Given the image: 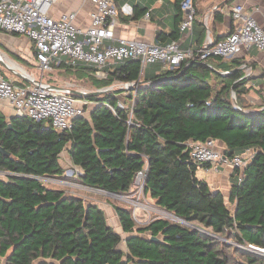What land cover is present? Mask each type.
Returning a JSON list of instances; mask_svg holds the SVG:
<instances>
[{
    "label": "trees",
    "instance_id": "obj_1",
    "mask_svg": "<svg viewBox=\"0 0 264 264\" xmlns=\"http://www.w3.org/2000/svg\"><path fill=\"white\" fill-rule=\"evenodd\" d=\"M181 1L174 30L159 32L156 43L181 37ZM205 33L206 27L198 31V43ZM242 65L237 57H211L162 66L157 75H147L146 67L140 76L139 61L119 62L93 84L105 91L76 94L96 105L64 131L0 110V147L8 153L0 151V264H264L263 254L229 243L264 249V105L247 108ZM53 66L77 78L93 72L85 64ZM123 92L129 94L122 106ZM210 138L224 143L226 157L254 154L229 198L198 176L209 163L190 156L188 142ZM66 147L82 171L79 183L107 192L128 191L147 166L146 194L188 224L156 218L141 225L130 206L113 203L124 237L99 205L39 179L65 178L60 159Z\"/></svg>",
    "mask_w": 264,
    "mask_h": 264
},
{
    "label": "built area",
    "instance_id": "obj_2",
    "mask_svg": "<svg viewBox=\"0 0 264 264\" xmlns=\"http://www.w3.org/2000/svg\"><path fill=\"white\" fill-rule=\"evenodd\" d=\"M93 9L89 24L80 26L76 23L77 12H64L59 17L51 13L57 0H0V31L25 36L33 42L34 55L40 75L27 73L29 80L17 75L0 78V100L6 101L14 115L28 117L35 121H47L56 130L64 131L72 127L76 117L87 115L96 105L85 97L69 93L65 86L53 88L45 78V73L54 70V63H65L72 67L85 64L93 68L96 77L105 78L108 67L127 60H136L141 64L140 76L149 64H161L164 68L181 65L184 61L206 62L211 57L231 58L241 50L249 52L257 47L264 52V26L253 14L246 11L243 4L232 7L234 27L225 38L214 40L211 37L199 49L186 46L185 41L193 37V28L199 17V10L194 0H182L184 17L180 22L181 37L167 44L139 39L116 37L119 11L114 0H90ZM176 2V0H173ZM226 73V72H224ZM128 88V83H122ZM264 87V83L261 85ZM127 96L128 92H123ZM235 94L233 93V96ZM136 93L134 94V100ZM123 102L119 100V105ZM110 108H113L108 104ZM192 160L209 163V168L217 170L219 166H230L235 171L237 182L244 177V170L253 158V151L248 150L232 158L224 157L218 141L188 142ZM72 171L76 176L80 169ZM147 166L139 170L124 193L113 195L122 203L132 208L134 219L144 223L139 210L151 214L161 210V218L174 222L187 223L174 213L156 204V199L146 194ZM5 176V173L0 171ZM42 177H39V179ZM84 187H88L83 185ZM91 188V187H88ZM102 191L104 190L95 189ZM145 199V202H144ZM188 224V223H187ZM255 250L254 245H248Z\"/></svg>",
    "mask_w": 264,
    "mask_h": 264
},
{
    "label": "crops",
    "instance_id": "obj_3",
    "mask_svg": "<svg viewBox=\"0 0 264 264\" xmlns=\"http://www.w3.org/2000/svg\"><path fill=\"white\" fill-rule=\"evenodd\" d=\"M114 1L119 11V18L116 27L117 40L115 42H118L119 38L139 39L145 41L158 42L156 38L159 32H165L169 34L175 28V15L178 14V11L175 7V2L173 0ZM194 1L199 10V17L196 19L195 22L197 33L194 36L195 39L192 37L194 40L189 38L185 41L186 46H193V48L199 49L200 45L202 46L210 37L212 39H220L228 36L232 32L234 27L232 7L236 4H243L246 8V11L250 14H253L259 21V23L264 26V0ZM93 7L94 6L90 0H57V2L52 7L51 13L54 16L59 17L64 12L75 11L77 12L76 23L80 26H86L89 24V16ZM203 27H206V33L204 38L200 41V43H198V39L200 37L198 31L201 30V28ZM2 33L10 35V37L12 38H16V40L20 43L19 48L22 55L21 57L24 59V61L26 60L31 64H36L37 67L34 55L33 42L30 39L21 35H15L6 32ZM234 57L240 58L241 61H243L242 67L252 68L253 66H248L249 64H247L250 63L253 64L258 71H261V73H263L261 77L257 78L259 79V82L251 81L252 84L255 86L258 83V87L256 86V88H261V85L264 83V52L259 50L257 47H253L248 53L244 50H241ZM4 68L5 67L0 63V78L13 76V73L7 68L6 69L9 72L8 74L3 71ZM17 70H22L21 72L25 74L33 73L23 67L22 69L17 68ZM153 71L154 67H151V75ZM262 89L264 90V87H262ZM249 96L252 101L255 102L260 103L262 100L261 98L256 99V97L252 95ZM0 110L8 118L14 115L13 109L4 100H0ZM218 146L223 149L219 142ZM67 155L68 159H65L69 164L73 166L72 159L68 150ZM62 157L63 154L61 155V159ZM61 159L60 162L62 164ZM62 166L64 167L63 164ZM198 176L202 179L207 180L213 189L221 190L227 198H229L231 188L234 182L236 181L235 171L230 166H219L217 170L209 167H201L198 170ZM100 207L105 211L106 217L108 218V222L110 219L111 222H113V224H109L117 232L123 234L124 232L114 206L111 204L104 203L103 207Z\"/></svg>",
    "mask_w": 264,
    "mask_h": 264
},
{
    "label": "rangeland",
    "instance_id": "obj_4",
    "mask_svg": "<svg viewBox=\"0 0 264 264\" xmlns=\"http://www.w3.org/2000/svg\"><path fill=\"white\" fill-rule=\"evenodd\" d=\"M0 43H1V45H0V57H2L6 62H8V64L11 67L14 68V66H12V64L9 61H11L15 64H18V65L22 66L23 68H26L27 70H29L30 72H33L36 75H40V70L38 69V67H36V64H31L30 62H28L26 60L24 61V59L21 57L22 55H21L20 48H19L20 43L16 40V38H12V37H10V35L0 32ZM33 57H34V55H33ZM30 59H32V58H30ZM247 64H249L248 66H253L252 68L243 67L244 71L246 73V76L249 79L248 83H247L249 91L247 92V94L245 96V98H247L246 99V103L248 104L247 108L248 109L249 108H257L258 106L264 105V93H262V92H264V90L262 89V87L256 88L258 83L255 86L252 84L251 81L259 82V79H257V78L261 77L263 75V73H261V71H258L253 64H250V63H247ZM151 67H154V71L152 73L153 75H157V73L162 70V66H160L159 64H149L147 66V69H146L147 75H151L150 74V68ZM16 70H17V68H16ZM3 71H5L7 74L9 73L6 68H4ZM45 78L48 79L49 81H51L55 84L61 85V86L75 88V89H78V90L83 91V92H94L97 89L95 88V85H93V84H95L96 81H98L99 77H96L94 75V73L90 72V71L86 72L85 79H84V78H77L74 76V74L66 73V71H64V70L63 71L62 70H52L48 73H45ZM115 86L120 87V86H122V83H116ZM249 95L256 97V99L261 98L262 100L260 103L252 101V99L250 98ZM118 97H119V100H121V102H123L122 104L125 105L124 93L119 94ZM67 150H68V148L66 147L63 150V152L61 153V155L63 154L61 161H62V164L64 165V168H65V173H64L65 178H50V177L40 178V180H42L45 183V185H47L48 187H51V188L64 189V190H66L67 193H70V194H73L76 196H81L86 200V202H92V203H95V204L102 206V207H103L104 203L111 204V205H113V203H117V204L122 203L121 201H119L116 197H114L111 194H108V193H105L102 191L93 190L92 188L84 187L82 184H80L76 178L77 176L75 175V173L71 174L72 171L76 172L77 168L73 167L71 164H69L67 162V160H66V159H68ZM0 177H4L3 174H0ZM144 202H145V199H144ZM231 206H232V209L235 208V206L233 204ZM160 211L161 210H157V211L153 212L151 214V216H148V214H145V212L143 210H139V216H140L141 220L144 222V223H141V225H145L146 223H149L150 221H152L156 218H161L162 213ZM144 215H145V218H144ZM109 223L113 224V222H111V219L109 220ZM123 236L126 237L127 234L123 233ZM229 243L234 244L239 249L249 250V246L239 245L238 243L234 242L233 240L229 241ZM121 247L123 249H126L125 242H123L121 244ZM263 251H264V249H263ZM237 257L239 259L241 258L239 255H237Z\"/></svg>",
    "mask_w": 264,
    "mask_h": 264
},
{
    "label": "water",
    "instance_id": "obj_5",
    "mask_svg": "<svg viewBox=\"0 0 264 264\" xmlns=\"http://www.w3.org/2000/svg\"><path fill=\"white\" fill-rule=\"evenodd\" d=\"M0 63L5 67L7 68L9 71H11L13 74L17 75L18 77L22 78V79H25V80H29V78L27 77V75L19 70H16L15 68L11 67L2 57H0ZM223 74H226L223 72ZM136 83H129V86L131 85H135ZM53 88H63L59 85H52ZM65 89H67V91L69 93H72V94H77V95H97V94H100L101 92L105 91V89H102V90H98V91H94V92H83V91H80L78 89H75V88H70V87H65ZM235 97V103H237V100H236V96L234 95ZM220 145L222 147H224V143L223 142H219ZM0 151L5 153V154H8L5 149L3 147H0ZM223 151V154H224V157H226L225 155V152L224 150L222 149ZM107 192V191H106ZM108 194H111V195H115L117 193H112V192H107ZM151 240L153 241H161V238L157 237V236H152L150 238ZM256 247V246H255ZM252 251H255L257 253H260V254H263L264 255V251L262 248L260 247H256L255 250H252Z\"/></svg>",
    "mask_w": 264,
    "mask_h": 264
},
{
    "label": "bare ground",
    "instance_id": "obj_6",
    "mask_svg": "<svg viewBox=\"0 0 264 264\" xmlns=\"http://www.w3.org/2000/svg\"><path fill=\"white\" fill-rule=\"evenodd\" d=\"M2 53V52H1ZM11 64H12V66H14V67H16V68H19V69H22V67L21 66H19L18 64H15V63H13V62H11V61H9ZM22 71V70H21ZM24 71V70H23Z\"/></svg>",
    "mask_w": 264,
    "mask_h": 264
}]
</instances>
